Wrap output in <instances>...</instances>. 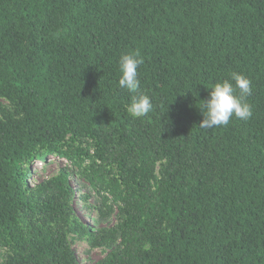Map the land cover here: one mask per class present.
Masks as SVG:
<instances>
[{
	"label": "trees",
	"instance_id": "16d2710c",
	"mask_svg": "<svg viewBox=\"0 0 264 264\" xmlns=\"http://www.w3.org/2000/svg\"><path fill=\"white\" fill-rule=\"evenodd\" d=\"M136 50L129 93L118 61ZM232 73L252 116L200 128ZM0 98V264H80L69 232L111 248L92 264H264V0H0ZM48 154L115 224L79 222L65 169L29 186Z\"/></svg>",
	"mask_w": 264,
	"mask_h": 264
},
{
	"label": "clouds",
	"instance_id": "9594fccd",
	"mask_svg": "<svg viewBox=\"0 0 264 264\" xmlns=\"http://www.w3.org/2000/svg\"><path fill=\"white\" fill-rule=\"evenodd\" d=\"M143 63L138 50L120 56L118 85L121 89L129 93L137 92L140 87L138 68ZM208 90V96L201 100L199 106L202 116L198 124L200 128L226 126L232 117L247 120L252 116L251 106L244 100L251 92V81L243 75L232 73L230 79L217 82ZM152 109V101L146 94L134 95L127 106V112L137 118L146 116Z\"/></svg>",
	"mask_w": 264,
	"mask_h": 264
},
{
	"label": "rangeland",
	"instance_id": "374dc122",
	"mask_svg": "<svg viewBox=\"0 0 264 264\" xmlns=\"http://www.w3.org/2000/svg\"><path fill=\"white\" fill-rule=\"evenodd\" d=\"M7 104V102L0 98V105ZM87 162L84 163L86 165ZM29 166L32 174L28 176L27 183L29 186H35L43 180H47L60 173L62 169L69 173L68 181L74 190L71 206L73 208L74 216L80 223L88 225V227H98L102 225H113L117 222V209L114 206L111 214L103 219L100 218V212L96 209L97 196L89 186V182L77 176V169L70 165V162L62 158L61 155L48 154L45 159H33L26 166ZM83 165V166H84ZM160 165H157V169ZM88 195V199L84 201L80 196ZM99 206V205H98ZM68 241L74 250L76 257L80 264H92L102 257H104L109 250V246H91L86 238L74 232H69ZM7 249L0 245V261L4 260L7 255Z\"/></svg>",
	"mask_w": 264,
	"mask_h": 264
}]
</instances>
